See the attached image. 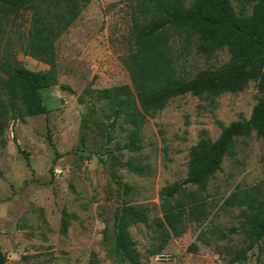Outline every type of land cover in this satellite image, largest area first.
<instances>
[{
    "label": "rangeland",
    "instance_id": "obj_1",
    "mask_svg": "<svg viewBox=\"0 0 264 264\" xmlns=\"http://www.w3.org/2000/svg\"><path fill=\"white\" fill-rule=\"evenodd\" d=\"M137 1L88 3L56 41L58 83L42 92L48 112L12 120L0 135V250L5 264H131L116 245L124 203L148 214L147 223L129 227L143 264H227L223 256L249 243L241 230L248 226L243 210L250 209L255 197L256 206L264 201V138L256 132L236 138L205 189L188 184L174 197H166L164 190L188 176L192 148L216 140L222 133L219 122L250 118L264 97L256 81L216 97L186 94L170 100L140 125L138 150L126 147L134 125L123 113L115 118L108 100L97 99L96 90L122 84L136 96V23L149 19L137 12ZM232 2L237 11L251 13L245 0ZM28 18L24 12L18 20L26 26ZM171 47L182 78L218 70L231 57L226 48L206 58L194 47L185 52L178 43ZM3 51L0 41V56ZM17 58L31 70L50 68L22 51ZM1 77L6 75L0 69ZM234 192L238 199L226 205ZM178 201L204 205L206 219H186V231L172 235L161 253L151 255L162 243L156 219L163 217L165 202ZM193 243L195 252L189 249ZM235 264H264V255L256 245L246 261Z\"/></svg>",
    "mask_w": 264,
    "mask_h": 264
},
{
    "label": "trees",
    "instance_id": "obj_2",
    "mask_svg": "<svg viewBox=\"0 0 264 264\" xmlns=\"http://www.w3.org/2000/svg\"><path fill=\"white\" fill-rule=\"evenodd\" d=\"M91 1L0 0V41L4 46L0 69L6 75L0 78V135L9 128L12 120L48 112L42 92L58 83L56 41ZM245 2L252 5L251 13L237 11L232 0L137 1V12L149 19L136 23V50L132 55L136 96L128 84L95 91L98 100L111 103L115 118L123 113L125 121L134 125L126 147L140 149V125L148 115L164 109L176 97L186 94L216 97L224 92L241 91L250 81H256L259 89L264 91V0ZM24 12L29 13L26 26L18 20ZM174 43H178L184 52L194 47L206 58L226 48L231 55L230 61L218 70H204L192 78H182L172 55ZM19 51L50 68H27L17 58ZM147 82L152 85L148 86ZM1 94L5 98H1ZM219 124L221 135L214 141L202 140L192 148L188 176L166 187V197H174L188 184L205 189L208 181L222 169L224 157L235 145L237 137L256 132L258 137L264 138V97L254 106L250 118L229 125ZM82 139L85 141L84 136ZM22 152L30 166L28 153ZM130 168L142 172L138 166L130 165ZM130 188L125 185L126 192ZM238 195V192L232 193L225 204L232 205ZM256 199L248 203L249 210H243L248 226L244 225L241 230L249 243L223 256L227 264L246 261L249 251L256 245L259 255H264V201L256 206ZM238 203L241 205L243 201L238 200ZM206 216L202 204L178 201L171 205L165 202L163 217L156 219L162 243L150 254L161 253L172 235L184 233L186 219L202 221ZM138 222H148L146 209L124 203L116 226V245L131 264H143L129 233L130 225ZM189 249L195 252L198 246L193 243ZM0 264H5L1 250Z\"/></svg>",
    "mask_w": 264,
    "mask_h": 264
},
{
    "label": "built area",
    "instance_id": "obj_3",
    "mask_svg": "<svg viewBox=\"0 0 264 264\" xmlns=\"http://www.w3.org/2000/svg\"><path fill=\"white\" fill-rule=\"evenodd\" d=\"M164 256V254H159V257H163ZM166 256V255H165Z\"/></svg>",
    "mask_w": 264,
    "mask_h": 264
}]
</instances>
